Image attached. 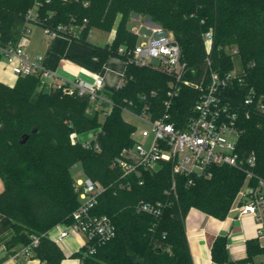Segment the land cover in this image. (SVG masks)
Returning a JSON list of instances; mask_svg holds the SVG:
<instances>
[{
	"label": "trees",
	"instance_id": "1",
	"mask_svg": "<svg viewBox=\"0 0 264 264\" xmlns=\"http://www.w3.org/2000/svg\"><path fill=\"white\" fill-rule=\"evenodd\" d=\"M36 1L39 26L72 19L81 24L86 18L78 41L92 47L98 70L110 55L124 59L118 52L120 46L128 50L136 44L137 35L122 23L131 11L145 13L172 33L187 65L186 77L192 79L205 71L203 33L210 31L212 67L229 71L234 59L242 65L238 78L225 90L227 96L241 100L253 92L264 98V0H88L86 6L74 0H12L11 5L0 0L2 43L17 40L27 11ZM117 13L121 18L113 42H89L88 31L111 29ZM227 46H236L238 53L228 54ZM171 79L152 66L126 64L122 84L106 93L113 107L102 121L98 111L86 110L87 95L39 87L38 75L17 76L12 85L0 81V213L12 220L14 235L6 243L11 253L34 234L39 240L32 257L45 264H59L64 258L46 232L60 222H69L79 204L71 173V167L79 163L84 175L105 187L93 212L111 217L116 232L92 253L85 246L72 253L78 264H193L185 232L188 210L196 207L223 218L245 173L228 165H211L208 177L195 176L188 184V176L172 175L171 164L164 162L154 173L131 175L132 184L126 189L119 186L121 171L112 164L123 149L133 145L135 125L123 118L122 108L139 112L147 105L152 117L157 116L164 109ZM197 94L196 89L181 85L172 98L169 120L176 126H182L192 114ZM263 122L264 110L253 111L249 117L240 115L237 121L238 150L254 154L253 171L262 177ZM90 130H97L90 147L72 142V133ZM138 178L143 179L142 184L137 183ZM139 201L158 204L159 214L136 211ZM227 241L226 235L213 238L210 250L214 262L236 264L228 256Z\"/></svg>",
	"mask_w": 264,
	"mask_h": 264
},
{
	"label": "built area",
	"instance_id": "2",
	"mask_svg": "<svg viewBox=\"0 0 264 264\" xmlns=\"http://www.w3.org/2000/svg\"><path fill=\"white\" fill-rule=\"evenodd\" d=\"M74 1H81L83 6L88 4V0ZM38 5L39 2L36 1L27 11L25 22L14 43H2L0 40V58L16 77L38 75L40 82L48 83L49 88L60 89L68 95H87L89 101L101 109L105 116L111 111L113 101L101 90L103 77L100 73H94L92 81L63 79L55 73L54 69L44 64L40 55L30 57L27 53L26 45L31 26L39 25ZM85 22H87L86 18L81 24L72 19L69 22L40 25V27L46 36L62 35L78 40ZM130 29L138 39L131 49L125 50L123 46L118 48V52L124 55L125 64L149 65L163 71L172 79L169 82L164 109L157 116L152 117L147 105L139 112L127 106L122 108L123 114L126 113L141 122L138 134L141 138L148 139V143L145 146L137 141L135 125L131 133L133 145L123 149L122 155L115 158L112 163L121 171L119 186L130 188L131 175H139L142 171L154 173L164 162L171 164L172 175L188 176V184L193 182L195 176L208 177L211 165H228L241 169L245 173V178L237 191L231 209L238 214L250 213L256 221L258 237H264V177L253 171L254 154L241 153L237 146L240 136L237 124L239 116L249 117L253 111H263L264 98L261 95L255 96L253 92L247 93L241 100L227 96L226 88L238 78V75L234 70L221 72L212 67L209 57L212 43L210 31L203 33L207 54L205 71L198 78L192 79L186 77L187 65L181 59L180 46L171 32L141 19ZM90 31H88V37ZM225 51L230 55L238 53L236 46H227ZM181 85L196 89L198 94L193 104L192 114L182 126L178 127L169 120V108L172 98L178 94ZM90 131L93 134L91 138H81L83 133H72L70 135L72 142H79L82 146L90 147L91 141L96 140L97 130ZM94 148H99L97 143L94 144ZM137 183L142 184L143 179L138 178ZM74 185L78 190L79 204L72 211L70 221L54 225L46 232V235L56 244L70 234L77 235L81 237V246L87 247L88 253H92L96 245L115 236L116 228L111 217L93 212L105 187L86 175L75 179ZM135 210L153 215L160 212L158 204L147 201L136 203ZM38 240V235L31 234L30 241L13 256L16 257L17 254L31 256L32 248L37 245Z\"/></svg>",
	"mask_w": 264,
	"mask_h": 264
},
{
	"label": "crops",
	"instance_id": "3",
	"mask_svg": "<svg viewBox=\"0 0 264 264\" xmlns=\"http://www.w3.org/2000/svg\"><path fill=\"white\" fill-rule=\"evenodd\" d=\"M138 21L133 19L131 27L137 25ZM104 34L98 35V39L103 40L100 43L91 41L90 37L88 41L100 45L109 44L114 36L113 31ZM26 51L30 57L40 55L44 64L54 69L63 79L92 81L94 73H100L103 77L101 90L105 94L115 91L122 84L126 67L123 58L110 55L98 70L89 44L62 35L46 36L39 25L32 26ZM15 79L16 76L5 62L0 61V81L12 85ZM82 174L84 176L83 171ZM2 189L3 182L0 178V192ZM185 232L193 264H219L212 260L210 250L211 242L217 235L227 236L228 256L236 264H264V250H261L264 247V237H258L256 221L250 213L238 214L230 209L226 216L217 218L198 208L190 207L185 217ZM13 235L12 220L0 213V264H45L37 257L22 254L14 257L18 249L11 253L6 248V243ZM57 245L64 253V258L59 264H78V259L71 255L81 247V237L70 234Z\"/></svg>",
	"mask_w": 264,
	"mask_h": 264
},
{
	"label": "rangeland",
	"instance_id": "4",
	"mask_svg": "<svg viewBox=\"0 0 264 264\" xmlns=\"http://www.w3.org/2000/svg\"><path fill=\"white\" fill-rule=\"evenodd\" d=\"M3 3L4 4H8V5H11V3H12V0H3ZM120 18H121V14L120 13H117V15H116V18H115V20H114V23H113V25H112V28L111 29H109V30H107V31H101L100 29H98V28H93L92 29V31H91V34H90V40L91 41H93V42H102L103 40L102 39H98V35L100 34V35H105L104 34V32H112L113 31V34H114V36H113V39L115 38V35H116V29H117V25H118V23H119V20H120ZM133 19H138L139 21H140V19H143L144 21H146V22H151V23H154V24H157V25H159V26H161V27H163L162 25H160L159 23H156V22H154V21H152L151 19H150V17H148L145 13H142V12H138V13H136V12H133V11H131V12H129L128 13V15L123 19V25H126L129 29L131 28V21L133 20ZM138 24V23H137ZM33 26V25H32ZM31 26V27H32ZM164 28V27H163ZM34 30V29H33ZM143 31V30H142ZM169 31V30H168ZM102 33V34H101ZM92 35V36H91ZM113 39H112V41L110 42V43H112L113 42ZM120 47H122V46H120ZM3 59H0V61H2ZM248 65V64H247ZM231 70H234L236 73H238V74H240L239 73V71H242V65H241V63H240V61L238 60V59H234V65H233V68L231 69ZM2 82V81H1ZM4 83V82H3ZM39 87H43V88H45V89H48V90H53L52 88H49V85H48V83H41L40 82V86ZM86 110L87 111H89V112H95V111H98V118H99V120L100 121H102L103 120V114H102V112H101V109H98L97 107H96V105L94 104V103H92V102H90L89 101V103L87 104V106H86ZM123 118L126 120V121H128V122H130V123H132V124H134V125H136L137 126V129H136V131H137V133H136V135H135V138L137 139V141H139V142H141L143 145H145V146H147V143H148V139H143V138H141V136L138 134V127H140L141 126V122L138 120V119H136V118H134V117H132V116H130V115H128V114H126V113H124L123 114ZM258 124H260V122H258ZM263 124H264V122H263ZM92 132L91 131H87V132H85V133H83L82 135H81V138H91L92 137ZM255 153V152H254ZM71 173L73 174V177L74 178H77V177H80V178H82V176H83V174H82V168H81V165L79 164V163H76V164H74L72 167H71ZM235 198H236V195L234 196V198H233V200H232V202H231V204H230V207H229V210L232 208V206H233V204H234V201H235ZM196 208V207H195ZM228 210V211H229Z\"/></svg>",
	"mask_w": 264,
	"mask_h": 264
}]
</instances>
